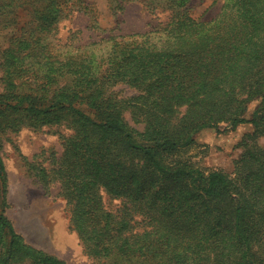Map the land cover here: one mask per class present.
Here are the masks:
<instances>
[{
	"label": "trees",
	"instance_id": "obj_1",
	"mask_svg": "<svg viewBox=\"0 0 264 264\" xmlns=\"http://www.w3.org/2000/svg\"><path fill=\"white\" fill-rule=\"evenodd\" d=\"M74 1L22 0L29 18L1 56L0 264H66L28 244L5 216L1 156L5 132L66 121L73 133L56 165L30 166L44 185L60 184L88 256L103 264H262L264 0H223L209 20L188 15L185 0H143L151 11L172 9L168 21L143 34L109 35L104 48L75 46V34L56 48L50 35ZM134 1L107 4L118 14ZM21 4L0 2V14ZM118 84L137 94L119 98L111 91ZM126 110L142 130L130 126ZM221 123L252 125L231 173L168 162ZM103 192L121 200L114 212L104 209Z\"/></svg>",
	"mask_w": 264,
	"mask_h": 264
},
{
	"label": "rangeland",
	"instance_id": "obj_2",
	"mask_svg": "<svg viewBox=\"0 0 264 264\" xmlns=\"http://www.w3.org/2000/svg\"><path fill=\"white\" fill-rule=\"evenodd\" d=\"M15 1L20 4L22 2ZM84 1L89 3L88 9L99 30L91 28L90 13L85 14L84 4L75 0L74 7L69 9V17L57 23L52 31L49 38L51 45L56 48L63 47L65 43H70V36L75 34L76 38L72 40L75 46L83 47L97 42L98 49L104 48L107 44L102 39L109 35L143 34L153 31L165 24L172 13V9L167 7H157L151 11L143 0L128 3L125 10L118 14L109 10L107 0ZM0 2L8 3V0ZM222 4L223 0H185L183 7L187 8L186 13L191 17L209 20L220 12ZM4 10V14H0V61L3 51L11 41L20 36L21 27L29 18L28 4L5 7ZM1 75L0 69V77ZM111 91L122 99L137 94L125 84H118L112 87ZM259 102L254 100L248 105L245 113L247 118L251 117ZM84 111L93 116L89 109L84 108ZM123 114L130 126L142 130L143 126L135 124L128 110ZM251 131V124H241L230 129L226 123H221L218 128L200 131L195 136L193 145L184 151L171 154L167 160L170 163L189 161L203 171L217 169L231 173L233 161L241 153L238 143ZM72 133L71 124L66 121L39 129L23 126L17 132L7 131L1 135V156L7 178L4 214L28 244L63 260L66 264H103L85 253L76 231L72 228L69 207L60 194V184L52 182L44 185L30 166L34 163L35 166L51 169L63 152V138ZM258 143L264 146V137L259 138ZM102 202L105 210L114 212L119 208L121 200L111 198L103 192ZM222 206L229 207L227 203ZM257 251L259 254L263 252L264 257V243H261V249L258 247ZM13 264H30V261L17 258Z\"/></svg>",
	"mask_w": 264,
	"mask_h": 264
}]
</instances>
